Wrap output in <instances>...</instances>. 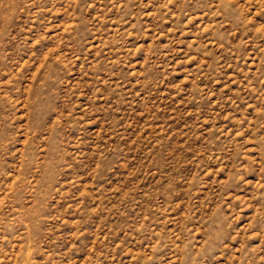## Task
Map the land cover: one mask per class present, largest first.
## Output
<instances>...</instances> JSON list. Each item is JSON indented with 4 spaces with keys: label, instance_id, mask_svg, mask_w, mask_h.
Listing matches in <instances>:
<instances>
[{
    "label": "rangeland",
    "instance_id": "obj_1",
    "mask_svg": "<svg viewBox=\"0 0 264 264\" xmlns=\"http://www.w3.org/2000/svg\"><path fill=\"white\" fill-rule=\"evenodd\" d=\"M0 264H264V0H0Z\"/></svg>",
    "mask_w": 264,
    "mask_h": 264
}]
</instances>
